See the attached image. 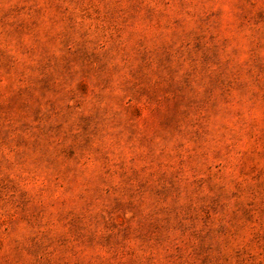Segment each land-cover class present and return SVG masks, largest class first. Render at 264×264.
<instances>
[{"label": "rangeland", "instance_id": "rangeland-1", "mask_svg": "<svg viewBox=\"0 0 264 264\" xmlns=\"http://www.w3.org/2000/svg\"><path fill=\"white\" fill-rule=\"evenodd\" d=\"M0 264H264V0H0Z\"/></svg>", "mask_w": 264, "mask_h": 264}]
</instances>
